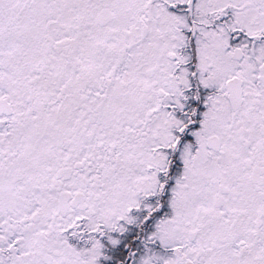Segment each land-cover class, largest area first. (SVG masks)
<instances>
[{"label": "snow or ice", "instance_id": "obj_1", "mask_svg": "<svg viewBox=\"0 0 264 264\" xmlns=\"http://www.w3.org/2000/svg\"><path fill=\"white\" fill-rule=\"evenodd\" d=\"M0 264H264V0H0Z\"/></svg>", "mask_w": 264, "mask_h": 264}]
</instances>
